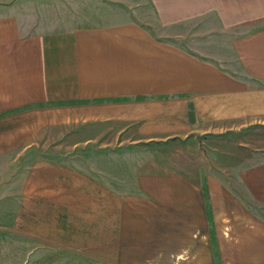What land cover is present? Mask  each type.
<instances>
[{"label":"crops","instance_id":"crops-1","mask_svg":"<svg viewBox=\"0 0 264 264\" xmlns=\"http://www.w3.org/2000/svg\"><path fill=\"white\" fill-rule=\"evenodd\" d=\"M18 2L0 6V167L65 144L160 147L116 188L33 157L41 176L12 180L20 212L53 227L23 238L67 262L264 264V0H121L133 12L83 26Z\"/></svg>","mask_w":264,"mask_h":264},{"label":"rangeland","instance_id":"rangeland-1","mask_svg":"<svg viewBox=\"0 0 264 264\" xmlns=\"http://www.w3.org/2000/svg\"><path fill=\"white\" fill-rule=\"evenodd\" d=\"M12 1L15 0H0V6H6ZM42 1L45 3L46 10L53 11L54 14L61 13L65 15L76 13L79 18V26L87 24L84 15L89 13L90 15L110 14L116 17L117 15H125L126 12H133L131 8L122 5L121 0H78L76 5L72 3V0ZM145 17L146 19L151 18L148 12ZM93 19L94 21L97 20L96 18ZM110 21L117 23L114 19H110ZM147 22L149 23L151 21L148 20ZM192 33L193 35L191 34V36L196 37L195 31ZM186 42L191 48L194 47V44H190V41ZM64 140L65 138H63ZM151 143L147 142L146 144L137 145L136 149L110 146L109 150L107 149L106 151H102V146H99V142H93L90 145L82 144L77 149H71L69 144H65L61 150L31 151L30 154L28 153V158L26 155L25 159H18L19 165L0 167V264H102L101 262L89 263V259L87 258H85L87 261L84 262L60 261L53 254V246L39 245L35 243L37 239H24L26 237L24 234L26 233V225L38 228L43 222L46 227H53V224L48 226V223L53 221L54 214L53 212H43L34 205L30 209H26L28 213H21L20 204L22 203L21 197L18 194L23 190V183L14 185L12 180L17 178V173H20L22 169H25V176L28 180L35 178L37 173L41 176L40 171L42 169L32 165L33 157H40L61 165L58 168L60 171L53 170L54 166H50L51 169H48L49 175H55L56 177L60 175L64 179L68 173H79V178L88 177L90 179L91 177L95 185L97 183L100 185L102 180L101 175L109 173L111 177V188H116V180L118 177L139 171L145 173L148 170L149 166L147 165L151 163L149 159L152 158L151 156H155V152L152 153L153 149L160 148L158 147L159 145ZM230 143V141H227L222 147L226 150L227 154L230 152ZM203 146L207 147L206 144H203ZM261 150L258 149L257 152H264V150ZM207 160L213 162L214 159L210 157V160ZM22 161L24 164H21ZM24 166L27 167L25 168ZM208 168L211 172L230 173L228 166H222L220 170L215 166H208ZM29 201L37 202L32 197ZM52 204L53 201H51L50 205ZM23 205L25 206V203ZM46 214L49 215L48 218H44Z\"/></svg>","mask_w":264,"mask_h":264}]
</instances>
